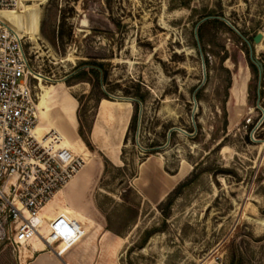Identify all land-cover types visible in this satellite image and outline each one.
I'll use <instances>...</instances> for the list:
<instances>
[{
    "label": "rangeland",
    "instance_id": "rangeland-1",
    "mask_svg": "<svg viewBox=\"0 0 264 264\" xmlns=\"http://www.w3.org/2000/svg\"><path fill=\"white\" fill-rule=\"evenodd\" d=\"M10 22L40 126L90 159L45 208L88 225L63 257L264 264V69L247 42L264 66V0H23ZM24 250L0 241V264L44 251Z\"/></svg>",
    "mask_w": 264,
    "mask_h": 264
},
{
    "label": "built area",
    "instance_id": "built-area-1",
    "mask_svg": "<svg viewBox=\"0 0 264 264\" xmlns=\"http://www.w3.org/2000/svg\"><path fill=\"white\" fill-rule=\"evenodd\" d=\"M17 4L0 0V12ZM30 74L24 36L0 16V241L23 252L37 238L42 250L63 258L57 247L76 246L84 225L64 213L47 218L45 208L86 162L72 147L61 146L55 134L35 133L40 116Z\"/></svg>",
    "mask_w": 264,
    "mask_h": 264
},
{
    "label": "bare ground",
    "instance_id": "bare-ground-1",
    "mask_svg": "<svg viewBox=\"0 0 264 264\" xmlns=\"http://www.w3.org/2000/svg\"><path fill=\"white\" fill-rule=\"evenodd\" d=\"M22 5H23V0H18V4H17V6L15 7V9L14 10H4V11H1L0 12V16H1V18H3L6 22H8L15 30H17L22 36H24L17 28H16V26L14 25V24H12L11 22H10V14H12V13H14V12H16V11H18L21 7H22ZM37 107H38V105H37ZM38 111H39V108H38ZM39 116H40V121H39V124H38V126H37V128H36V130H35V133L38 135V136H42L43 137V135L44 134H46V130L48 129V128H51V129H55V127L52 125V124H49V125H47V126H40L41 125V120H42V118H41V114H40V112H39ZM61 146H66V147H71V145H69V144H60ZM73 148V147H72ZM75 151H77L75 148H73ZM78 152V151H77ZM79 154H81L82 155V157L84 158V160H85V162H86V164L87 163H89V161H90V159H88L87 158V154H85L84 152H78ZM52 212H55V211H52ZM51 212V213H52ZM56 214V213H55ZM44 248V244L40 241V240H38L37 238H35L33 241H32V243H31V248H30V250L29 249H25L26 251H28V252H36V251H38V250H40V249H43ZM24 250V251H25ZM69 249L67 248V247H65L64 249H63V253H61L63 256L65 255L64 253H66L67 251H68ZM60 252H58V249H57V254H59Z\"/></svg>",
    "mask_w": 264,
    "mask_h": 264
},
{
    "label": "crops",
    "instance_id": "crops-1",
    "mask_svg": "<svg viewBox=\"0 0 264 264\" xmlns=\"http://www.w3.org/2000/svg\"><path fill=\"white\" fill-rule=\"evenodd\" d=\"M93 127L91 129V137L94 139ZM84 226H88V225L85 224ZM90 226H92V225H90ZM65 247L66 246H63V248L58 252L63 253L62 251ZM65 262H68L69 264H76L75 261L72 262V260L67 259L65 257L60 258V257H58L55 254H52L50 252L40 251V252L35 253L32 256L31 260L27 264H65Z\"/></svg>",
    "mask_w": 264,
    "mask_h": 264
},
{
    "label": "water",
    "instance_id": "water-1",
    "mask_svg": "<svg viewBox=\"0 0 264 264\" xmlns=\"http://www.w3.org/2000/svg\"><path fill=\"white\" fill-rule=\"evenodd\" d=\"M262 39H263V34L262 33H258L254 37V43L255 44L256 43L258 44V43H260L262 41ZM247 42L250 45V56H251L252 60L257 64V66H258V68L260 70V81H261L262 71L264 69L263 63L256 57L255 52H254V50L252 48V45H251L250 41L247 40ZM202 58H203V63H204V75H206V73H205V61H204V57H202ZM258 94H259V96H258V100H257V105H258V107H260L262 109L263 114H264V109L260 106V97H261V95H260L261 94V91H260V83H259V88H258ZM196 107H197V103L195 105V108ZM56 256H58V255H56Z\"/></svg>",
    "mask_w": 264,
    "mask_h": 264
},
{
    "label": "trees",
    "instance_id": "trees-1",
    "mask_svg": "<svg viewBox=\"0 0 264 264\" xmlns=\"http://www.w3.org/2000/svg\"><path fill=\"white\" fill-rule=\"evenodd\" d=\"M86 70H91V71L95 74V76H96V78H97V81H98V80H100L101 73L103 72V67H102L101 65H96V67L88 68V69H86ZM134 118H135V117H134ZM80 122H81V120H80ZM79 133H80V135L83 136V138H84V135H83V133H82V125L80 126ZM84 139L86 140V142H87L88 144L92 145V143L90 142V141H91V130H90L89 133H88V138H84ZM91 147L93 148V146H91Z\"/></svg>",
    "mask_w": 264,
    "mask_h": 264
}]
</instances>
